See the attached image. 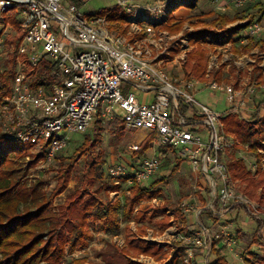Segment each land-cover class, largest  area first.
Segmentation results:
<instances>
[{
  "label": "built area",
  "instance_id": "obj_1",
  "mask_svg": "<svg viewBox=\"0 0 264 264\" xmlns=\"http://www.w3.org/2000/svg\"><path fill=\"white\" fill-rule=\"evenodd\" d=\"M61 1L0 0V12L14 9L21 19L24 37L16 53L22 67L29 69L15 73L9 95L0 92V136L30 145L47 161H54L68 147L71 134L85 132L97 121L120 119L126 128L147 132L158 147L180 149L219 192L225 209L236 197L230 168L222 154L226 147H234V141L225 136L221 115L196 102L190 92L200 82L191 80L178 85L153 57L154 50L145 44L146 37L134 42L114 37L103 26L102 18H86L74 4L70 6V16L65 15ZM172 1L147 7L145 31L151 39L156 35V26L168 20ZM258 1L234 0L233 5L244 8ZM261 31L259 23L252 24L242 44ZM48 65L55 67L52 80L47 77L45 85L35 86L29 73ZM207 85L226 95L234 113L242 111L245 102L232 85L217 81ZM137 92L151 95V100H140ZM248 94L257 96L255 85L248 88ZM194 103L201 110H194L188 118L182 107L188 112ZM202 116L206 118L203 124L210 128L208 143L197 130ZM143 143L132 144L133 154L142 150ZM160 167L161 158L155 153L140 159L131 172L125 165H115L108 175L131 186L143 185ZM238 202L247 206L242 198ZM253 208L264 226V213ZM196 238L187 244L192 247L187 248L186 263L193 259L191 250L199 242Z\"/></svg>",
  "mask_w": 264,
  "mask_h": 264
},
{
  "label": "rangeland",
  "instance_id": "obj_2",
  "mask_svg": "<svg viewBox=\"0 0 264 264\" xmlns=\"http://www.w3.org/2000/svg\"><path fill=\"white\" fill-rule=\"evenodd\" d=\"M161 1L167 2V0H62L61 10L65 15L70 16L69 9L74 4L78 7L80 14L88 18L89 15L99 14L104 10L115 11L117 9L120 14L128 16L127 21L130 24L129 35H120V29H118L120 24H111L105 17L102 18L104 20L103 26L112 36H121L129 40L133 35L135 36L138 33L143 34L148 27L144 18L147 15V7ZM194 1L173 0L170 4L169 16L171 13L178 14L176 12H180L183 9L182 6H178L180 2L194 3ZM199 1L202 2H200L199 11L189 16L192 19L187 22L184 31L172 33L164 29L159 31L156 29V35L152 39L151 36H147L146 34L145 37L148 40H144L148 48L151 50L152 47L154 50L153 57L156 58V61L160 63L163 69L167 70V72L169 71V75L178 85H181L184 81L181 78L182 73L180 71L187 60L188 52L193 48L190 46L187 33L194 29L201 30L205 24H209L221 14L234 18L236 14L244 12L247 7L236 8L233 5L234 0H198V3ZM257 3L264 5V0H259L256 3H252V5H256ZM224 7L225 10L223 9ZM212 10L216 12L213 13L215 15H204L210 14L209 12ZM187 13L183 11L179 15L186 17L188 16ZM251 13H256L257 15L253 24L259 23L262 27V31L258 36L245 41V44L251 42L254 45L253 51L234 58L230 44L223 43L219 45L218 43L221 41L217 40H213L207 44L210 55L209 67L213 68L220 65L224 79L221 83L232 85L236 91L241 92L242 99L245 102L242 106L244 114L254 112L257 104L256 100H259V98L264 100V6L262 8L258 6L253 7ZM7 14H9L8 10L0 12V35L2 36L0 37V73L12 66L14 58L17 61L16 72L29 71L28 68H24L20 64L15 45L5 43L6 40L13 39L19 35V29L6 21ZM14 14L17 15L16 11ZM198 14H202L203 17H198ZM17 18L21 20L18 15ZM197 22L200 23L196 24ZM244 23L245 20H239L234 25H242ZM112 27L115 29L113 28L112 30ZM139 28L143 31H139ZM21 31L23 32V29ZM245 35L246 31L242 34L243 39H246ZM238 45L240 46V43ZM79 50L86 51L88 49L79 48ZM258 67L262 68V71H258ZM183 73L186 76L185 71ZM260 74H262V77L258 78ZM251 85L256 86L260 95L252 98L248 94V88ZM190 92L195 96L196 102L207 105L210 110L217 114L227 112L230 107V105L226 104V95L212 90L209 85L199 84L196 90H190ZM136 94L142 101L151 100V95L147 96L141 92H137ZM220 94L222 97H218ZM213 95L217 97H213ZM194 110L197 113L201 110L197 103H194L190 107V110L185 113L186 116L191 118L192 113H195ZM205 119V116H202L201 124L197 126V130L203 141L208 143L210 128L203 124ZM147 135V132L126 128L120 119L101 121V124L94 122L87 131L70 135L68 147L58 155L62 156L63 159L56 158L54 161H47L44 157L31 168L30 174L27 177L29 184L35 183L39 179L50 181L45 186V190L53 193L57 187V181L54 180V176H56L55 170L62 164H66L68 158H77L66 190L53 200V204L57 206L65 204L68 200L73 199L79 194L82 196L96 194L103 201L111 200L112 197H119L124 193L129 194L132 192L134 185L127 184L125 180L112 178L108 175L109 169L115 165H125L129 168V172H131L130 169L135 167L139 160L146 156H152L156 153L161 158V167L157 174L151 180L141 185L149 186L155 180L161 177L165 178L164 182L157 187L154 198L146 202L145 204L147 205L143 207L151 205V207L155 208H166L165 213L151 212V215L147 214L144 221V225L146 226L144 228V236L147 238L146 241H149L148 246L155 250L161 248V251L156 252V257L142 254L137 255L135 250L130 249L126 245H122L125 250L122 251L123 248L121 249L117 245L119 242L122 243L120 240L124 239V235L114 236L112 233L108 235L105 234L101 226H97L93 230L94 234H91L89 239L90 246H93L78 248L72 254L67 252V261L71 262L73 259L85 258L88 264H173L175 255H179L178 247L180 245H187L189 240H195L196 236H200V238H196L199 242H195L194 249L191 250L193 252L191 262L194 261L196 264H215L219 257L216 252L212 251V245L213 241H216L217 249L220 250V254L224 257L227 264H260L261 260L255 259L252 254L258 256L264 254L261 245L255 243L264 242V239L260 238L261 240L257 239L256 241L255 235L259 231V224L257 222L259 218L256 215L259 214L253 206L261 212H264V210L263 208H259L255 200L243 195V184L232 182L234 197L236 198L231 200L228 205L235 204L241 205V207L231 211L234 205L229 210L222 212L228 206L223 209L224 204L219 199V192L213 190L210 184L205 181L202 171L195 168L191 160L182 155L180 149L158 147L152 137L149 148L144 156L140 157L138 153L133 154L131 150L132 144L146 141L149 139ZM256 138L259 139V136ZM229 139L231 140L232 138ZM234 143L233 148L226 147L225 151H223V161L230 168V164L235 158H242L247 168L255 173L258 163L248 150L249 146L240 145L244 149L236 152L239 143L238 141H234ZM19 147V144H8L4 152H11ZM78 148L82 149L77 151ZM258 148L260 149V153L264 155V139H260ZM31 152L35 155L38 154L35 149L31 150ZM165 153L167 154L166 157L163 155ZM98 158L105 162L103 166L105 178L90 185H83L84 174L88 164L99 160ZM27 160H30V158L27 157ZM178 161L180 163L179 170L175 174H172V176H169ZM261 166L264 168V157ZM114 186L117 187L116 190L113 189ZM207 190L211 192L209 193ZM241 198L247 201V206L238 202ZM218 212H221V214H217ZM181 214L186 217L187 223L186 226L184 225V231L179 233L175 217ZM261 216L264 217V214ZM164 218L169 220L170 227L166 228L161 222ZM189 232H194L195 235H187ZM262 232L264 233V227ZM154 243L158 245L156 246ZM126 254L135 260L129 259L125 256ZM252 260L255 262H252Z\"/></svg>",
  "mask_w": 264,
  "mask_h": 264
},
{
  "label": "trees",
  "instance_id": "obj_3",
  "mask_svg": "<svg viewBox=\"0 0 264 264\" xmlns=\"http://www.w3.org/2000/svg\"><path fill=\"white\" fill-rule=\"evenodd\" d=\"M190 4L184 3L188 7H191ZM182 5L178 4V6ZM256 6L262 8L264 5L249 3L244 12L236 14L232 19L224 14L219 15L209 24H205L201 30L194 29L187 33L190 46L193 47L188 52L184 64L188 81L196 80L207 83L216 80L221 82V68L209 71L210 55L207 44L213 40L231 43L235 55L254 50L253 44L249 43L240 47L238 44L242 39V34L253 24L257 16L256 13H251L253 7ZM193 7L196 8V5ZM8 13L6 21L19 29V35L6 40L5 43L14 44V47L17 48L24 37V32L21 31V20L14 14V9L8 10ZM99 17H105L111 24H120L118 28L120 29V35H129L130 24L127 21L128 16L126 14H120L116 9L115 11L104 10L102 13L88 16V18ZM191 19L176 22L174 17L169 16L168 20L156 26V29L158 31L164 29L172 33H180L184 31L185 25ZM239 20H245V23L234 27L229 26ZM124 26L126 27L124 28ZM113 28L111 29L113 30ZM146 34V31H144L143 34L133 35L129 42H134L135 38L142 39ZM0 37L2 36L0 35ZM16 63L17 61L14 58L12 66L0 73V92H4L6 95L10 94V85L16 73ZM257 69L262 71V68L258 67ZM54 71V65H48L44 69H34L29 75L34 79L33 84L40 86L46 84L47 77L49 81L52 80ZM261 75L258 78H261ZM256 101L254 112L244 114L243 111L234 113L230 110L221 116V123L224 127L225 136L238 141L239 145L236 152L244 149L240 145H248V150L258 163L256 172L253 173L244 164L242 158H235L230 164V181L242 183L243 195L255 200L259 208L264 210V168L261 166L264 155L260 153L258 148L260 139H264V100ZM187 110L188 108L183 106L181 111L185 114ZM96 124H101V121H97ZM258 136L259 139L256 138ZM151 139L152 137L144 141L142 150L138 152L140 157L147 152ZM8 144H19L20 147L6 153L4 149ZM80 149L82 148H78L77 151H80ZM31 150L34 149L30 145L18 142L14 138H2L0 136V264H88L85 258L73 259L68 262L66 253L72 254L78 248L87 246L91 237V227L96 223L100 222L103 226L111 228L113 234L117 235L120 222L124 219H130L135 208L141 205L143 201L152 200L156 195L157 187L165 179L161 177L149 186H134L131 193H124L123 202L103 201L96 194L83 196L79 194L65 204L55 206L53 200L66 190L77 158H68L66 164H62L55 170L54 180L57 181V187L53 193H49L45 190V186L50 181L39 179L31 184L27 181L31 168L45 157L42 153L35 155ZM163 155L166 157L167 154ZM27 157L30 160H27ZM57 158L63 159L62 156ZM104 165L105 162L100 159L89 163L85 170L83 185H90L103 180L105 178ZM179 165L178 161L169 176L179 170ZM113 189L116 190L117 187L114 186ZM207 191L211 192L210 190ZM238 207H241V205H235L231 211L238 209ZM148 210L152 213L166 212V208H155L150 205L137 214L139 220L145 217ZM209 212L212 214L211 211ZM165 219L167 218H164L161 222L168 228L170 227L169 220ZM175 222H177L178 232H183L184 225L186 226L187 223L186 217L183 214L176 216ZM257 222L259 231L255 235L256 241L257 239L261 240L260 238L264 239L263 223L259 219ZM193 234L194 232L187 233V235ZM255 243L260 244L264 252V242ZM188 247L192 246L180 245L178 247L179 255H175L173 264H196L194 261L186 263ZM158 251H161V249L157 248L155 250L149 246L135 249L137 255L142 254L151 257H156ZM212 251L216 252L219 257L215 264H227L224 257L221 256L220 250L217 249L216 241H213ZM252 255L255 259L261 260L260 264H264V254L261 256ZM252 262L255 261L252 260Z\"/></svg>",
  "mask_w": 264,
  "mask_h": 264
},
{
  "label": "crops",
  "instance_id": "obj_4",
  "mask_svg": "<svg viewBox=\"0 0 264 264\" xmlns=\"http://www.w3.org/2000/svg\"><path fill=\"white\" fill-rule=\"evenodd\" d=\"M200 2L201 1H199V3H198V0H195L194 1V3H192L191 2V7H188L187 5H184V3H183V5H182V7H183V9L180 11V12H176V13H178V14H170V16H172V17H174V19H175V21L176 22H178V21H180V20H186V19H189V16L190 15H194L196 12H198L199 11V6H200ZM202 3V2H201ZM181 4V3H180ZM186 4H188V3H186ZM198 4V5H197ZM196 5V8H194L193 6H195ZM202 5V4H201ZM201 9L203 10V8L201 7ZM224 10H225V7L223 8ZM222 9V10H223ZM188 12L187 13V15L188 16H186V17H181L180 15H179V13H182V12ZM210 14H204V15H215V14H213V13H216L214 10H212L211 12H209ZM202 14H203V12H202ZM202 14H198L197 16L198 17H203V15ZM221 15H223V14H221ZM225 15V14H224ZM230 19H232V17H230L229 15H227ZM236 23V22H235ZM230 27H234V26H236V25H234V23L233 24H231V25H229ZM185 27H186V25H185ZM223 43H227V44H230L231 45V51H232V55H233V57L234 58H236V57H238V56H240V55H235L234 54V51H233V48H232V44L231 43H229V42H227V41H221V42H219L218 44L220 45V44H223ZM250 44H251V42H249ZM249 43H247V44H249ZM247 44H242L241 43V41H240V46H245V45H247ZM239 46V45H238ZM239 46V47H240ZM253 51V50H252ZM250 52V51H249ZM244 53H246V52H243L242 54H244ZM241 54V55H242ZM173 58V57H172ZM183 67L184 66H182V68H181V78L184 80L183 81V83L184 82H186V81H188L187 80V78H186V76H184L183 74V72H184V69H183ZM261 67V66H260ZM210 68V67H209ZM218 68H221V72H222V67L219 65V66H215V67H213V68H210L209 69V71H211L212 69H218ZM169 72V71H168ZM170 74V73H169ZM223 72H222V80H221V82H223ZM213 81H216V80H213ZM212 82V81H211ZM219 82V81H218ZM209 82H200V84H205V85H207ZM235 86H237V84H235ZM258 95H260V94H258ZM222 97V95L220 94L218 97ZM213 97H217V96H215V95H213ZM259 100H262V98L260 99L259 98ZM221 102V101H220ZM226 104L227 105H230V107H229V109H228V111L227 112H229L230 110H232L233 111V108H234V106L231 104V103H229L228 101H227V98H226ZM227 112H224V113H221V114H219V115H223V114H225V113H227ZM217 114V113H216ZM204 179H205V181L208 183V184H210L209 183V181L207 180L208 178L207 177H204ZM211 186V185H210ZM116 193H118V192H116ZM112 201H114V202H116V201H121V202H123L124 201V194L123 195H121V196H119V197H112V199H111ZM213 200V199H212ZM149 201H151V200H149ZM149 201H143L142 202V204L141 205H139V206H137L136 208H135V211L133 212V214H132V217L130 218V219H124V220H122L121 222H120V226H119V233L117 234V235H114L113 234V230L111 229V228H108L107 226H103L100 222L99 223H96L94 226H93V228L91 229V234H94L93 233V230L95 229V227H97V226H101L103 229V231L105 232V234H108V235H110L111 233L114 235V236H121L122 234L124 235V239H121L120 241H122V243L121 242H119L118 243V245L117 246H120L121 247V249L122 250H124V247H122V245H126L127 247H129L130 249H132V250H135L136 248H145V247H147L148 245H149V241L147 242L146 241V237L144 236V234H145V231H144V228H146V226L144 225V221H145V217H146V215L147 214H150L151 215V211H147L146 212V214H145V217L142 219V220H139V216H137V214L139 213V212H141L142 210H145L148 206H145V208H143L144 207V205H147V204H145L146 202H149ZM150 206V205H149ZM210 211V210H209ZM212 211L213 212H215L213 209H212ZM216 213V212H215ZM126 223V224H125ZM178 227V226H177ZM142 232V233H141ZM142 235H141V234ZM264 234V233H263ZM121 243V244H120ZM88 244L89 245H87L88 247L90 246V242L88 241ZM156 246L158 245L157 243H154ZM93 245H91L90 247H92ZM180 247V246H179ZM161 249V248H160ZM127 257L129 258V259H131L132 258V260L134 261L135 259L133 258V257H131V256H129V255H127Z\"/></svg>",
  "mask_w": 264,
  "mask_h": 264
}]
</instances>
